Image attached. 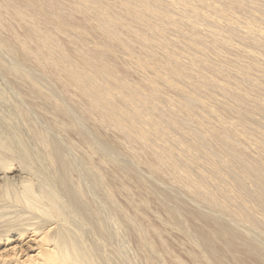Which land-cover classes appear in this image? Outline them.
I'll return each mask as SVG.
<instances>
[{
  "label": "bare ground",
  "instance_id": "obj_1",
  "mask_svg": "<svg viewBox=\"0 0 264 264\" xmlns=\"http://www.w3.org/2000/svg\"><path fill=\"white\" fill-rule=\"evenodd\" d=\"M0 78L89 235L110 242L113 222L145 264H185L168 241L178 230L194 264H264V0H0ZM2 169L6 210V180L27 177ZM150 201L166 229L143 220ZM50 218L0 229V244L33 238L38 252L1 263L80 264Z\"/></svg>",
  "mask_w": 264,
  "mask_h": 264
},
{
  "label": "rangeland",
  "instance_id": "obj_2",
  "mask_svg": "<svg viewBox=\"0 0 264 264\" xmlns=\"http://www.w3.org/2000/svg\"><path fill=\"white\" fill-rule=\"evenodd\" d=\"M39 15L41 16V14H39ZM73 59L76 62L79 61L78 59H77L78 60L77 61L75 57ZM46 72L48 73L47 70H46ZM12 101H13V95L8 90V87L5 84V82H3L0 78V169L3 168L2 170H4L5 167H8V166L13 167L14 166L15 168L17 167L20 170L24 171L23 173L27 177L26 178L27 182L25 183L27 186L25 187V189L27 187L29 188V190L31 189L30 193L33 195L35 194V196L29 194L28 193L29 191L27 188L26 189L27 193H24L25 194V198H24V194L22 192V190L24 188L22 189V186L20 188V185L16 186V184L11 183L9 181L7 182V180H6V182H5L6 184L4 183L5 184L4 188L6 191L5 194H6L7 199L9 200V207L10 206L11 207L10 208L8 207L6 209L7 211L5 209H0V227H1L0 229H1V231L4 229H7V227L8 228L13 227L12 229L14 231L17 228L16 232H19L20 228L21 229H24L25 227L29 228L30 227L29 225L31 224V222H33V223L35 222L34 223L35 226L40 225L39 227L44 228V227H47L45 225H49L48 224L49 222H47V221L51 219L50 217H52V219L58 220L59 221L58 223H60V224H59V226H52L50 228L56 227L57 234H58V236L61 237L60 238L61 246H63L62 248L65 249L66 254L68 253L67 254L68 257L71 256V259H74V258L76 259V260L74 259L73 261L77 262V260H78V262L79 261L81 262L80 264H115L114 261L118 262L116 264H119V262H120V264H145V262L143 261V259L141 257L140 252L138 251L137 243H135L136 242L135 238L129 234H125V233H127V232H124L125 230L123 231V229L118 228V230H120L121 233L123 232L122 234H120V232L117 231V228L115 229L114 224H112L113 222H107V230L109 231L108 233L110 234V238L111 237L112 238L110 239L111 243L106 242V241L104 243V241L102 242L95 235H89L90 232L85 227L86 223L82 219H79L80 216L77 215L76 212H75L76 215L74 214V211H72L73 209L71 211H69V209H71V208L69 207L67 202L65 204L64 200L63 201L61 200L62 197L59 194V191L56 187L57 186L56 175H55L53 165H52V167H50L52 164L51 161H50L51 164L49 165V159H48L47 155L44 154V151H41V150H43L41 148V145L38 142H35L36 140L33 137H31L32 136L30 134L31 131L27 130V129H29V125H24V122L20 118V115L18 114V112L14 108ZM38 125H40V127H41V125L45 126L44 119L39 120ZM110 133L108 135L112 136L113 134L110 135ZM73 137L74 136H70V138L77 140L76 137H74V138ZM97 145L99 146V144H97ZM123 149H125L126 151L122 150V154H124V153L128 154L129 156H132L133 159L135 157L134 160H136L135 164H136L138 170L145 172V170L149 169V165H147V163L144 161V158H142V157L140 158L139 155L137 156L136 152H134V150H132V148L128 144L124 145ZM134 154H136V155H134ZM7 164H9V165H7ZM29 180H31L30 183L28 182ZM31 182H32V185H31ZM11 186H13V187H11ZM170 186L174 188L173 185L169 184L168 187H170ZM46 193H47V195H46ZM27 194H29V197L27 196ZM36 194H39L38 196H40V197H38V200H36V198H37ZM182 195L186 196L187 194L182 192ZM26 196H27V199H26ZM31 196H33V198L36 197L35 198L36 204H33L34 206L32 205V207L29 206L31 203L27 202V204L29 203V205H27L26 202L24 201V200H26V201L30 200L31 201L33 199V198H30ZM185 198L189 199V200L192 199L191 201L195 202V200L193 201V198L190 196H186ZM43 199H45V201H43ZM114 199L117 202H119V204H121V207L124 205L125 209L127 210V213L130 212V214H132L133 210H131V211L129 210V208L131 206L128 204L126 198H124L123 195H119L117 197L115 196ZM46 200L48 203L46 202ZM58 200H59V202H58ZM19 201H21V202H19ZM33 201L34 200H32V202ZM37 203H40V204H37ZM47 204H48V206H47ZM197 204H199V202ZM41 205H43L44 208L45 207L46 208L44 210H42L43 208L41 209V207H39ZM65 205H66V207H65ZM18 207H20V208H18ZM37 208H39V209H37ZM157 208H158V206H156V203H152L150 201V206H149L150 210H148V212H146L143 220L145 221V223L152 224V225H154V223H155L156 226H158V227L162 226L164 229H166L167 228V226L165 225L166 224V219H165L166 215L163 216L164 213H162L161 210L159 208L158 209ZM213 208L209 207L208 209L213 210ZM19 209H21V210H19ZM131 209H132V207H131ZM46 210H47V212H46ZM214 210H216V208ZM17 211H18V213H17ZM38 213H40V215ZM43 214H44V216H43ZM46 214H48V215H46ZM49 215H50V217H49ZM109 215H110V212L105 209L103 212V216L109 217ZM34 217H36V219H34ZM162 219H163V221H162ZM44 222H47V223H44ZM26 223L27 224L30 223V224L28 226H26L27 225ZM43 223H44V225L42 226ZM67 223H68V225H67ZM47 228L49 230V226ZM115 230L117 233L115 232ZM257 230H259V228ZM257 230H255V231L257 232ZM255 231H253V232L249 231V232L254 235V234H256ZM179 232L180 231H178V230L168 229V235H169L168 241L170 242L175 253L178 254V256L183 260V262H185V264H194L192 262V260L188 257L186 252H188L189 250H192L195 247V245L189 236H186V235L184 236L183 233H181V232L179 233ZM175 233H177V235ZM126 235H128V236H126ZM182 236H184V237H182ZM187 237H189V238H187ZM31 239L33 240V238H31ZM31 239L30 238L27 239L25 241L26 243L24 242L23 248H21L20 250H19L20 247H18V246L16 247L15 246L16 243H14V242L10 241V242H7L6 244L2 242V244H0V264H2L1 262L4 261L3 259H5V262L8 260L9 261L16 260V261L23 262V261L27 260L28 258L30 259V257H32V258L36 257L38 255V252L34 251L36 246H34V242H32V241L30 242ZM11 240H13V239H11ZM133 240H134V242H133ZM113 241H114V243H113ZM106 243L108 244V246H106L107 245ZM178 244H180V245L182 244V246H183L182 249L186 248V251L182 250V249L180 250V246ZM99 245H101L100 248H99ZM13 246H15V247L13 248ZM176 246L177 247L179 246V247L177 248ZM13 249H15V250H13ZM113 249H115L114 253L112 252ZM197 251H198V249H197ZM116 252L118 253V255ZM139 254H140V256H139ZM111 256H113V257H111ZM114 256H116V257H114ZM188 259H190V260H188ZM122 262H124V263H122ZM205 262L207 264H209L207 261H205ZM205 262L203 264H206Z\"/></svg>",
  "mask_w": 264,
  "mask_h": 264
}]
</instances>
